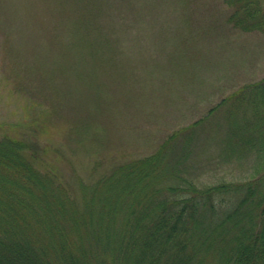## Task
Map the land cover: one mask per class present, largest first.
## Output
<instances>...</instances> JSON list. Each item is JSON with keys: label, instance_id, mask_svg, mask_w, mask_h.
<instances>
[{"label": "rangeland", "instance_id": "374dc122", "mask_svg": "<svg viewBox=\"0 0 264 264\" xmlns=\"http://www.w3.org/2000/svg\"><path fill=\"white\" fill-rule=\"evenodd\" d=\"M230 13L224 0H0V137L35 144L75 198L76 181L188 131L191 179L236 180L251 156L220 152V103L264 77V33Z\"/></svg>", "mask_w": 264, "mask_h": 264}, {"label": "trees", "instance_id": "16d2710c", "mask_svg": "<svg viewBox=\"0 0 264 264\" xmlns=\"http://www.w3.org/2000/svg\"><path fill=\"white\" fill-rule=\"evenodd\" d=\"M224 2L235 27L264 33V0ZM221 104L219 151L251 169L210 184L187 170L195 131L76 181L77 198L35 144L0 137V264H264V77Z\"/></svg>", "mask_w": 264, "mask_h": 264}]
</instances>
